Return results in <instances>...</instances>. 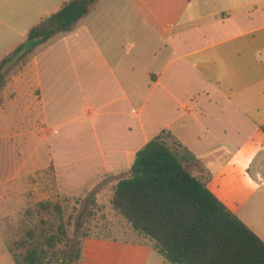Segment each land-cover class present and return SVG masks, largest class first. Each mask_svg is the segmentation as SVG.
Masks as SVG:
<instances>
[{"label":"crops","instance_id":"crops-1","mask_svg":"<svg viewBox=\"0 0 264 264\" xmlns=\"http://www.w3.org/2000/svg\"><path fill=\"white\" fill-rule=\"evenodd\" d=\"M71 1L0 0V61ZM29 54L13 85L20 135L43 124L50 131L37 152L30 146L33 163L62 165L52 110L74 81L79 97L95 103L86 102L85 116H96L101 137L95 151L64 165L68 173L80 164L82 181L129 173L135 154L164 135L264 243V0H100ZM0 264H15L1 234Z\"/></svg>","mask_w":264,"mask_h":264},{"label":"rangeland","instance_id":"rangeland-1","mask_svg":"<svg viewBox=\"0 0 264 264\" xmlns=\"http://www.w3.org/2000/svg\"><path fill=\"white\" fill-rule=\"evenodd\" d=\"M31 55H19L7 67L6 85L1 90L0 234L13 259H21L25 249L17 244L26 239L28 231H33L37 238L43 234L57 235L58 226L63 225L65 236L60 237L63 240L80 239L82 234L88 236L82 240L78 264H169L162 260L149 239L134 232L112 209L115 186L119 179L128 176V172L96 181H82L79 178L84 166H74L73 173H68L64 166L70 160L81 161L84 151H95V142L101 137L96 116L93 117L95 123L85 116L86 102L93 106L95 103L79 97L74 81L65 87L72 92L71 97L66 98L63 90L52 110L54 124L60 126L52 137L54 157L62 165L32 162L30 146L33 145V151L37 152L41 148L38 147L47 142L50 131L43 124L41 130L29 134L28 138L21 137L22 122L13 109L14 80ZM11 82L10 87L7 86ZM5 119L8 122L4 125L1 122ZM47 202L59 205L60 212L39 208V204ZM79 221L82 227L76 232Z\"/></svg>","mask_w":264,"mask_h":264},{"label":"trees","instance_id":"trees-1","mask_svg":"<svg viewBox=\"0 0 264 264\" xmlns=\"http://www.w3.org/2000/svg\"><path fill=\"white\" fill-rule=\"evenodd\" d=\"M100 0H73L31 29L25 44L11 57L0 61L1 88L6 69L19 55L61 33L70 32ZM197 164L186 150L177 152L164 135L149 141L136 154L128 176L118 180L111 206L137 234L149 239L154 250L169 264H264V243L232 214L206 187L192 176L189 166ZM44 211L60 212V206L39 204ZM82 224H76L79 232ZM59 234L36 237L33 231L17 247L25 251L15 264H78L80 239H61ZM61 248H59V246Z\"/></svg>","mask_w":264,"mask_h":264}]
</instances>
